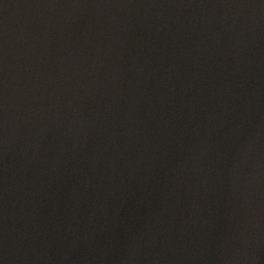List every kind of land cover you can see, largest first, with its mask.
<instances>
[{
  "label": "water",
  "instance_id": "1",
  "mask_svg": "<svg viewBox=\"0 0 264 264\" xmlns=\"http://www.w3.org/2000/svg\"><path fill=\"white\" fill-rule=\"evenodd\" d=\"M0 264H264V0H0Z\"/></svg>",
  "mask_w": 264,
  "mask_h": 264
}]
</instances>
